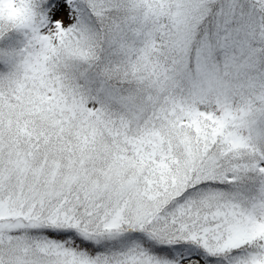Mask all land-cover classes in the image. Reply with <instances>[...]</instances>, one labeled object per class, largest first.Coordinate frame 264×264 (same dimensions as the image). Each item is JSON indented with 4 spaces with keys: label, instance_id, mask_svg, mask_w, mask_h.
I'll return each instance as SVG.
<instances>
[{
    "label": "rangeland",
    "instance_id": "obj_1",
    "mask_svg": "<svg viewBox=\"0 0 264 264\" xmlns=\"http://www.w3.org/2000/svg\"><path fill=\"white\" fill-rule=\"evenodd\" d=\"M43 1L2 0L30 36L16 64L0 65V264H264V64L255 53L264 0H145L137 99L111 90L116 63L89 86L57 61L63 49L90 66L96 49L65 36L80 0ZM212 6L238 18L212 27L224 32L219 43L207 31L195 38ZM247 27L235 43L233 30ZM210 40L222 56L209 57ZM56 227L151 229L197 244L210 261L172 260L141 243L93 254L51 238Z\"/></svg>",
    "mask_w": 264,
    "mask_h": 264
},
{
    "label": "trees",
    "instance_id": "obj_2",
    "mask_svg": "<svg viewBox=\"0 0 264 264\" xmlns=\"http://www.w3.org/2000/svg\"><path fill=\"white\" fill-rule=\"evenodd\" d=\"M23 1V0H22ZM44 0L43 2H45ZM227 0H220L223 4ZM41 2V3H43ZM145 0H103L100 5L92 7L87 0H80L77 5L79 16L68 28L66 27L65 36L73 41V48L84 47L86 43L92 44L96 53L93 55V63L89 66L83 62H73L71 58L64 54V50H60V55L57 56L59 63H68L71 69L81 75V80L89 86L95 85L98 80V74L102 66L113 69V64L121 66L118 73L107 78L111 90L122 92L123 96L127 95L130 98H138V92L145 84L146 74L141 77L135 76V60L137 52L142 45V41L146 36L145 20ZM218 7V6H217ZM219 10V7L216 9ZM260 18L264 21V9H261ZM237 13L218 16L214 12V8L204 15L196 25L198 33L203 37L207 31L210 37L219 41L222 40L224 32L216 30L213 33L212 27L216 24L220 28L234 27L237 21ZM14 15H9L8 11L3 8L2 0H0V65L10 67L16 64L20 59V48L25 46V43L30 36L29 31L25 28H19L18 22ZM215 22V23H214ZM246 33H250V27L244 32L234 29L231 39L235 43L245 41ZM140 41V42H138ZM211 41V40H210ZM254 40L252 39L251 44ZM218 44L210 42L209 57L222 56V51L214 49ZM232 54L234 49L227 46ZM247 49L253 52L250 45ZM214 50V54L211 55ZM190 59H194L195 47L190 50ZM260 51V52H259ZM255 53L260 58V63L264 64V48H258ZM139 61V60H138ZM78 66H72V64ZM191 63V61H190ZM112 74V72H111ZM143 82V83H142ZM114 100L119 102L120 96L112 92ZM250 180L249 174L242 180V183H248ZM249 185V184H247ZM201 188L202 183L200 184ZM198 187V188H199ZM202 191V190H201ZM252 193L254 192L251 191ZM187 192H184L185 196ZM51 238L66 243L69 246H75L83 251L93 254L114 255L128 251L135 244H143L150 252L155 255H166L172 260L180 257V255L200 256L204 262H209V251L203 250L202 247L187 240L170 237L166 240L163 235H157L151 229H141L140 232L129 231H113L109 233L90 232L82 233L81 229L70 227L52 228ZM44 237L46 234L42 233Z\"/></svg>",
    "mask_w": 264,
    "mask_h": 264
}]
</instances>
